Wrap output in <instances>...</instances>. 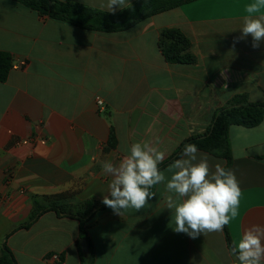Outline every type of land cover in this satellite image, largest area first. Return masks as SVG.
Segmentation results:
<instances>
[{
    "label": "crops",
    "instance_id": "crops-1",
    "mask_svg": "<svg viewBox=\"0 0 264 264\" xmlns=\"http://www.w3.org/2000/svg\"><path fill=\"white\" fill-rule=\"evenodd\" d=\"M61 1L118 14L137 0L114 11L107 0ZM253 2L197 0L102 32L0 0V51L14 65L0 82V258L6 244L18 264H82L78 220L47 212L28 229L17 228L30 219L35 201L59 194L100 201L112 179L103 163L118 164L133 143L157 147L165 160L186 139L205 134L215 112L236 96L264 103V41L253 48L251 36L240 39ZM260 14L264 9L253 15ZM171 28L190 39L194 64L165 60L160 33ZM229 139L241 188L239 215L227 225L233 243L252 225L264 226V121L231 126ZM206 154L213 171L216 163L225 166ZM154 193L140 211L120 216L108 208L91 218L92 264H234L224 230L195 239L175 232L166 181Z\"/></svg>",
    "mask_w": 264,
    "mask_h": 264
},
{
    "label": "clouds",
    "instance_id": "clouds-1",
    "mask_svg": "<svg viewBox=\"0 0 264 264\" xmlns=\"http://www.w3.org/2000/svg\"><path fill=\"white\" fill-rule=\"evenodd\" d=\"M125 4L126 0H107L106 8L114 11L113 6L124 8ZM262 9L264 0L250 3L240 29V39L251 36L253 48L264 41V14L253 15ZM163 160L164 154L157 147L136 142L118 164L105 161L103 171L112 179L102 203L120 216L127 209L140 211L155 197L151 189L166 181V190L172 194L166 197V208L174 212L175 232L195 239L222 232L238 217L241 188L234 171L221 163H216L213 171L210 157L199 152L195 144H186L180 158L168 166L170 178L159 167ZM230 254L236 258L234 264H264V226L255 224L245 229L233 241Z\"/></svg>",
    "mask_w": 264,
    "mask_h": 264
},
{
    "label": "trees",
    "instance_id": "trees-1",
    "mask_svg": "<svg viewBox=\"0 0 264 264\" xmlns=\"http://www.w3.org/2000/svg\"><path fill=\"white\" fill-rule=\"evenodd\" d=\"M37 12L41 16L67 22L76 27L102 32H116L133 27L159 13L166 12L197 0H137L131 6L118 14H109L71 1L61 0H15ZM159 48L168 63L194 64L196 57L191 51L190 39L179 29H164L160 33ZM14 68L13 56L0 51V82L4 83L9 78ZM264 121V103L249 102L245 95H238L227 106L218 109L213 117L212 124L203 135L193 136L183 141L175 152L165 159L160 165L161 171L174 160L180 158L186 144H195L200 151H204L226 161L225 168L231 169L233 154L229 139L231 126L254 128ZM116 145L114 131L111 132L109 147ZM157 185L151 191L155 192ZM73 196L59 194L44 197L41 201H35L34 210L30 219L20 224L18 229H28L43 214L55 212L59 216L71 217L79 221V241L77 248L84 264L94 261V253L82 250L80 241L88 239V223L99 211L108 209L102 203L89 199L84 202L72 201ZM225 237L231 249L233 243L227 225L224 227ZM0 264H18L12 251L4 244Z\"/></svg>",
    "mask_w": 264,
    "mask_h": 264
},
{
    "label": "built area",
    "instance_id": "built-area-1",
    "mask_svg": "<svg viewBox=\"0 0 264 264\" xmlns=\"http://www.w3.org/2000/svg\"><path fill=\"white\" fill-rule=\"evenodd\" d=\"M21 66H25V62L22 63ZM17 68H20V67L18 66ZM97 103L99 106H103V101L101 99H98ZM6 173H7V179L11 180L12 179V172L10 170H7ZM52 258L56 261H60L59 255H54Z\"/></svg>",
    "mask_w": 264,
    "mask_h": 264
},
{
    "label": "water",
    "instance_id": "water-1",
    "mask_svg": "<svg viewBox=\"0 0 264 264\" xmlns=\"http://www.w3.org/2000/svg\"><path fill=\"white\" fill-rule=\"evenodd\" d=\"M80 244H81V247H82V250L84 251V252H87L88 250H89V245H88V242H87V239H82L81 241H80Z\"/></svg>",
    "mask_w": 264,
    "mask_h": 264
}]
</instances>
